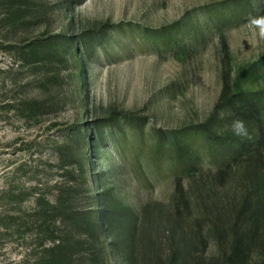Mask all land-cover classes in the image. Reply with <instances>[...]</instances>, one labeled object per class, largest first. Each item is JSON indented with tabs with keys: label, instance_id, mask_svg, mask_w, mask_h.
I'll use <instances>...</instances> for the list:
<instances>
[{
	"label": "rangeland",
	"instance_id": "374dc122",
	"mask_svg": "<svg viewBox=\"0 0 264 264\" xmlns=\"http://www.w3.org/2000/svg\"><path fill=\"white\" fill-rule=\"evenodd\" d=\"M46 259L264 264V0H0V264Z\"/></svg>",
	"mask_w": 264,
	"mask_h": 264
},
{
	"label": "trees",
	"instance_id": "16d2710c",
	"mask_svg": "<svg viewBox=\"0 0 264 264\" xmlns=\"http://www.w3.org/2000/svg\"><path fill=\"white\" fill-rule=\"evenodd\" d=\"M53 53V52H52ZM51 56H53V54H50ZM242 96V94H238L237 96L234 97H228L227 93H226V89L222 94L221 97V102L220 104L217 106V113L221 112V111H225L226 113H228V111H230L232 108L235 107L236 102L240 99V97ZM253 97H261V95L257 94V95H252ZM258 105H253L251 106L249 109H247V111H244L241 113V117H244L245 115H252L253 112H255V110H258ZM130 123V122H129ZM132 125V124H131ZM136 129H133V131H135ZM193 129H187L181 132V134L185 135L187 132L192 131ZM197 130L200 132L199 128H197ZM206 132V131H204ZM233 148V147H232ZM230 149V148H229ZM228 148L220 155V157L217 159L218 163H223V166H221L222 168L219 170V177L224 179L233 169V164L236 163L238 164V154L232 150H229ZM216 151V150H215ZM214 153L210 152V157L213 156ZM63 249V246L60 245V243L56 246H54L52 248V250L50 251H61ZM48 251V250H47ZM45 264H49L50 261L48 259H46V261H44Z\"/></svg>",
	"mask_w": 264,
	"mask_h": 264
}]
</instances>
